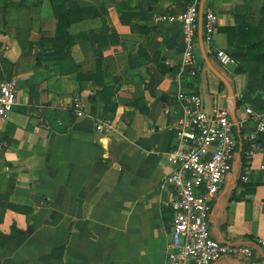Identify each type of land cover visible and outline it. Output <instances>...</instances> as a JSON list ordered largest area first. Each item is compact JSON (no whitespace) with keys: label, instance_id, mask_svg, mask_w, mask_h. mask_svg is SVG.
Segmentation results:
<instances>
[{"label":"crops","instance_id":"obj_1","mask_svg":"<svg viewBox=\"0 0 264 264\" xmlns=\"http://www.w3.org/2000/svg\"><path fill=\"white\" fill-rule=\"evenodd\" d=\"M80 17L68 27L70 55H49L38 40L44 10L9 6L0 26V75L16 81V103L0 118V201L33 208L30 217L0 203V264H166L169 189L161 188L176 144L179 90L199 93L207 112L226 109L238 145L209 212L213 237L249 245L264 264V133L246 159L264 110V65L251 46L264 36V0H200L195 76L179 73L178 16L193 0H70ZM207 10L217 15L211 45ZM92 30L106 66L113 112L96 101ZM233 63L222 66L214 50ZM230 86V91L226 83ZM80 109L84 115H76ZM114 130L98 134L96 123ZM248 172V180L240 176Z\"/></svg>","mask_w":264,"mask_h":264},{"label":"built area","instance_id":"obj_2","mask_svg":"<svg viewBox=\"0 0 264 264\" xmlns=\"http://www.w3.org/2000/svg\"><path fill=\"white\" fill-rule=\"evenodd\" d=\"M193 0L178 16L181 22V75L195 76V36L198 28V4ZM203 40L211 45L217 26V15L207 10L203 20ZM214 58L222 65L233 63L230 54L214 50ZM176 100L180 107L176 129V144L165 153L169 172L161 188L169 189L168 205L172 211L171 234L166 244V264H252L253 251L249 245L222 241L209 230V212L219 189L232 169V158L238 145L233 122L226 109L207 112L199 93L179 90ZM16 103V81L0 75V118H4ZM253 120L248 133L249 145L244 156L249 159L260 148L258 136L264 133V110L245 109ZM76 115L84 113L78 109ZM98 134L111 133L110 121L99 120ZM4 142L0 139V148ZM248 180V172L241 175ZM253 242L264 246V238Z\"/></svg>","mask_w":264,"mask_h":264},{"label":"trees","instance_id":"obj_3","mask_svg":"<svg viewBox=\"0 0 264 264\" xmlns=\"http://www.w3.org/2000/svg\"><path fill=\"white\" fill-rule=\"evenodd\" d=\"M19 4L23 5L22 0L19 1ZM75 9V10H74ZM55 17L57 18L56 33L53 37V47L52 51L56 53L64 52L67 55H70V50L73 45V40L69 34L68 27L76 19L80 17V12H78L77 17L75 16L77 11H80V8H70L67 7L64 2L57 5L55 8ZM75 13V14H74ZM74 14V16H73ZM86 38L90 43L93 53L96 56V72H95V84L101 86V89L97 91L96 101L102 107L103 110L110 112L114 111L115 103L112 101L109 93L110 88H108L103 78L105 76V62L101 51V46L97 39L94 31L89 30L86 33ZM41 43L42 38L38 39ZM251 48V59L259 64L264 65V36L259 37L252 44ZM2 206L5 208L12 209L14 211L25 214L27 217H30L33 213V208L25 205L15 204L9 201H0Z\"/></svg>","mask_w":264,"mask_h":264},{"label":"rangeland","instance_id":"obj_4","mask_svg":"<svg viewBox=\"0 0 264 264\" xmlns=\"http://www.w3.org/2000/svg\"><path fill=\"white\" fill-rule=\"evenodd\" d=\"M19 1L20 0H0V26H1V21L3 20L1 17V13L3 14V12H5L6 9L9 8V6H12L17 9H21V7L29 9L32 6H40L45 12V16L43 17L44 22L42 26L46 29L43 30L42 32H39L38 39L42 38L41 44L44 48L47 47V50L53 47L54 44L53 37L55 36L56 33L57 18L54 16L55 15L54 8L62 2H64L66 6L70 8L79 7V6H75L73 2H71L70 0H22L23 5L19 4ZM38 41L39 40H35L34 44L40 43ZM48 54L61 57V53H56L53 52L52 50H49Z\"/></svg>","mask_w":264,"mask_h":264},{"label":"water","instance_id":"obj_5","mask_svg":"<svg viewBox=\"0 0 264 264\" xmlns=\"http://www.w3.org/2000/svg\"><path fill=\"white\" fill-rule=\"evenodd\" d=\"M223 81L226 83L228 90L230 91V86L228 85V83L223 79Z\"/></svg>","mask_w":264,"mask_h":264}]
</instances>
